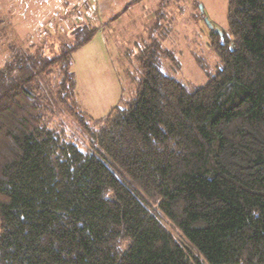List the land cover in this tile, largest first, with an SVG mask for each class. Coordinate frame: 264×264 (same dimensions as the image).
<instances>
[{"label":"trees","instance_id":"obj_1","mask_svg":"<svg viewBox=\"0 0 264 264\" xmlns=\"http://www.w3.org/2000/svg\"><path fill=\"white\" fill-rule=\"evenodd\" d=\"M226 20L203 85L166 75L154 40L134 96L98 120L71 68L98 27L74 25L56 46L8 45L0 264H264V0H228ZM63 113L85 150L49 124Z\"/></svg>","mask_w":264,"mask_h":264},{"label":"rangeland","instance_id":"obj_2","mask_svg":"<svg viewBox=\"0 0 264 264\" xmlns=\"http://www.w3.org/2000/svg\"><path fill=\"white\" fill-rule=\"evenodd\" d=\"M227 3L228 0H0V67L9 44L28 45L43 36L56 46L60 37L70 40L74 25L98 27L105 40L98 33L74 52L71 68L81 109L96 120L102 119L114 106L123 107L134 96L141 76L139 55L154 40L161 47L157 55L161 70L188 89L203 85L215 74L220 62L211 41L216 39L204 17L228 35ZM57 72L49 75L52 86L62 77ZM49 124L83 150L88 147L86 135L66 113L52 116ZM163 224L177 236L168 223Z\"/></svg>","mask_w":264,"mask_h":264},{"label":"water","instance_id":"obj_3","mask_svg":"<svg viewBox=\"0 0 264 264\" xmlns=\"http://www.w3.org/2000/svg\"><path fill=\"white\" fill-rule=\"evenodd\" d=\"M204 22L210 30H212L214 33L218 34L219 36H222V33L218 29L214 28V26L207 20V17L206 18L204 17Z\"/></svg>","mask_w":264,"mask_h":264},{"label":"crops","instance_id":"obj_4","mask_svg":"<svg viewBox=\"0 0 264 264\" xmlns=\"http://www.w3.org/2000/svg\"><path fill=\"white\" fill-rule=\"evenodd\" d=\"M98 33H100V35H102V36H103V39H104V34H103V32H102L101 30L98 31V32L93 36V38H94L95 36H97ZM93 38H92V39H93ZM92 39H91V40H92ZM91 40H90V41H91ZM104 40H105V39H104ZM90 41H89V42H90ZM89 42H88L87 44H89ZM87 44H86V45H87ZM84 46H85V45H84ZM75 52H76V51H75Z\"/></svg>","mask_w":264,"mask_h":264}]
</instances>
